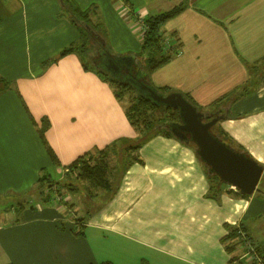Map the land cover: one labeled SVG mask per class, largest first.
<instances>
[{
  "label": "crops",
  "instance_id": "crops-1",
  "mask_svg": "<svg viewBox=\"0 0 264 264\" xmlns=\"http://www.w3.org/2000/svg\"><path fill=\"white\" fill-rule=\"evenodd\" d=\"M74 1L108 29L113 44H132L122 52L140 51L141 20L183 7L161 29L174 39L176 53L166 65V73H179L173 91L191 94L198 106L240 91L225 105L229 114L218 131L264 167V0ZM2 12L8 16L0 17V77L10 88L0 94V189L21 171L32 172V186L40 185L51 168L59 177L50 176L53 183L71 182L74 194L66 200L73 206L81 198L71 164L136 137L128 106L100 76L86 72L78 51L47 61L80 42L59 0H0ZM38 89L45 97L36 98ZM44 122L47 128L39 131ZM142 153V163L131 161L115 198L105 203L101 227L86 223L92 225L83 237L74 234L75 223L67 227L64 219L72 214L60 200L41 196L31 209L0 211V264H243L232 260L246 262L244 248L230 252L224 242L232 228L250 237L264 257V173L260 190L243 196L212 180L196 151L174 137H157Z\"/></svg>",
  "mask_w": 264,
  "mask_h": 264
},
{
  "label": "rangeland",
  "instance_id": "rangeland-1",
  "mask_svg": "<svg viewBox=\"0 0 264 264\" xmlns=\"http://www.w3.org/2000/svg\"><path fill=\"white\" fill-rule=\"evenodd\" d=\"M59 3L62 7H65L64 0H59ZM7 16L8 15L4 12L0 13L1 18L7 17ZM98 18L99 20L100 19L103 20L104 14L101 13V17L99 14ZM72 19L74 23H75V20H77V23L79 24L78 25L75 23L78 27V30L80 31V42L75 45L78 48H80V50H77V51L80 53L78 54L80 55L82 59L83 67H85L84 65L88 67L85 69L86 72L95 73L97 76L101 75V77L99 78L102 80V82L108 83L112 88H114L113 85L106 81V80L111 81V77L110 76L108 77L106 74L101 73L100 70L96 66L97 63L100 62L101 57L104 55L103 52L101 51L102 49H100L102 42L105 43L104 47L115 55H123V54H131V53L137 54L138 53V56L136 55L138 63L137 65L134 64L133 66V68L135 67V70L133 71L134 78L135 79L137 78L136 75L138 71L140 73L141 71L146 72V73L148 72L144 79L145 81L141 78L136 79L139 83H144L146 85L151 84L152 86L155 85L154 87L163 94L173 91L174 89L172 88H174L176 84L179 83L178 82L179 73L176 74L172 70H169L168 73H166L167 64L164 65L166 67L161 66L154 71H152L150 67H146V65L148 66L147 56L146 54L142 53L143 41H142V44H140L141 45L140 51L138 52L123 51L122 52L121 50H125L124 47L130 48V45L132 44L128 43V46L127 45L125 46V43L113 44L108 35L109 33L108 29L102 25L97 24L96 19L91 21V23H93L91 25V29L88 28L89 26L86 28L82 26V24L84 23L81 19L74 18V16H72ZM143 23L145 22L141 20L140 29H142ZM77 27L75 28L77 29ZM121 32L122 30L119 31V34ZM95 35L97 36L96 38H95ZM117 38H124V37L117 36ZM166 38H169V37H166ZM170 40H169V43L173 45L172 42H174V39L170 38ZM88 42L90 44H88ZM163 44L167 46L168 48L167 42L165 44V41H163ZM112 45H115L116 49H114ZM120 45H122V47ZM136 46L138 45H135V47ZM82 51H83V54L84 52H86V55L85 54L83 55ZM165 52L166 54L167 53L172 54L173 57L175 56L174 54L175 50H172V51L167 50ZM56 60L58 59L47 60V61L55 62ZM155 83L158 84V87L156 86ZM113 84H115L118 91L122 94L124 104L128 106V109L133 107L134 110L135 109L137 110V115L139 116V123L137 122L138 129L137 130L134 129L136 132V137L135 138H124L122 140H118V142H113L112 145L114 146V148L109 149L107 152L105 151L103 154H100V155L97 154L95 157L85 156L84 158L81 159V161H79V163L76 164V167L75 166L72 168L70 167V171H72L71 173H73L74 175L73 179L75 181H78L76 182L78 186H75L74 191H76L75 193L80 194V196L78 197V199L81 198L80 203L76 202L74 203L73 206H71V204L73 203L71 201L66 200V197L71 198L72 194H74L73 191L69 190L70 187H73L69 185L71 184L70 181L61 179L58 181L59 184H52V185H49V183L46 184L42 182V187L41 185H39V182H38L36 185L32 186L33 183L35 182V181L33 182L34 179H32V172L21 171L19 178H16V180L12 182H7V183L5 182L6 183L5 187L2 186V189H0V211H3V210L12 211V208L19 211V210H22V208L24 209V207H28V209H31V207L32 208L36 207V205H38L37 203L41 202V198L43 197L45 201L52 200L51 203L53 204H57L55 203V200H60V204L61 202H63L64 203L63 206L66 207L65 209L70 211L72 214L71 218L65 217L64 219L67 227H73L75 223V228H76L75 230L81 231V233H84V236L86 234V232L84 231L87 229H90V226L92 225V224L87 225V228H86V223H90V222L93 223L92 227L94 228L101 227V224L103 223V221H101L102 220L101 217L103 214L105 203L107 201L108 202L112 201L115 198L118 190L120 189L119 183L124 174L125 168L127 169L128 166L130 167V165L132 164L131 161L142 163L141 157L143 156L144 158L145 156L142 153V150L150 146L153 142H155L157 137H160V136L162 137L165 134L164 132H161V134H158V131H162V130H158L159 125H161L162 123L167 124V122L174 120V117L171 120V116H168L169 113L168 112H167L168 114L165 113L166 111H162V109L153 110L151 108H147L148 110H144L140 105L141 101L139 98V94H137L134 89L130 87L124 88L121 85L119 86L116 83H113ZM250 85L254 86L253 83H251ZM16 86L21 89L24 95L26 94L28 95V93L24 90L21 84H17ZM207 86L208 85L204 86V88ZM7 88H10V86H8V83H6V81L2 77H0V94ZM247 89H248V86L247 87L244 86L242 88V91L243 90L245 91ZM136 90L138 89L136 88ZM137 92L141 93L140 90H138ZM239 92L232 91L231 93H235V96L229 97L227 101H222L218 103V100H221L222 96L224 97V95H222L216 98L214 101H212L211 102L212 104L210 106H200V105L198 106L197 105L199 108V111L206 114V117L204 119L205 122L212 120V118H210V116L212 115L209 113H211L212 111L218 112L221 108L225 109V105L227 106L231 101H233V99L240 94ZM45 95L46 94L44 91H41L38 89L35 96L37 99H41V97L43 96L45 97ZM64 95H65V99H68V96L65 93ZM189 95L192 96L191 94ZM202 98L205 100L208 99V98H205L204 96H202ZM22 102L24 103V101ZM26 102L30 108L29 102L28 101ZM217 115L221 116V115H224V113L223 112L217 113ZM131 118H132V115H131ZM128 120L131 123V120L130 119ZM132 120L135 124L136 120L133 118ZM217 124L219 125V123ZM46 125H47L46 122H44L43 126H41V123H40V125H38L39 131H40V127H41V130L46 129L47 128ZM216 125L212 127V131L215 134L218 132L217 130L218 126L216 127ZM131 126L134 127L132 123H131ZM53 128H55V124L52 121V124L49 127V129L46 131V133L48 134L49 130ZM169 137L176 138V140H178L184 146H190L196 151V149L193 147V146L196 147V144L194 142H189L187 144L183 142L182 140H180L179 138H177L174 134H169ZM139 140H141V144H137ZM133 144L135 146V150L129 153L127 151V148ZM137 146H139V148H137ZM49 157L51 159L50 154H49ZM99 163H102L104 167L105 165H107L105 169L106 175L105 177H101L102 180H100L101 185L97 187L96 185L83 182V180L80 179V176L82 174V168H85L86 166H88V164H92L93 166ZM206 168H207V171H209L208 167ZM45 174L51 176L54 180H57V178H59V177H56L55 172L51 168H47ZM73 199L74 197H72V200ZM99 211L101 212V215L99 217L94 216V218H89L90 214L97 215ZM61 224L59 225L61 226ZM252 237L254 241H256L255 240L256 237L255 236H252ZM112 242H116V240H112Z\"/></svg>",
  "mask_w": 264,
  "mask_h": 264
},
{
  "label": "water",
  "instance_id": "water-1",
  "mask_svg": "<svg viewBox=\"0 0 264 264\" xmlns=\"http://www.w3.org/2000/svg\"><path fill=\"white\" fill-rule=\"evenodd\" d=\"M104 44L102 42L100 48L104 55L96 65L99 70L107 72L122 83L137 88L158 106L178 109L181 123H167L165 127L183 142L187 144L190 141L194 142L200 160L207 165L212 174L220 178L221 182L236 188L247 196L260 190L259 184L264 167L245 152L236 150L212 131L213 126L228 117L229 111H225L221 116H215L216 114L211 112L209 114L212 115V120L205 122L206 114L188 101L183 93L171 91L163 94L151 84L139 83L136 79L144 80L147 73L138 71L137 78H134L135 67L133 68V66L138 63L134 53L115 55L106 49Z\"/></svg>",
  "mask_w": 264,
  "mask_h": 264
},
{
  "label": "trees",
  "instance_id": "trees-1",
  "mask_svg": "<svg viewBox=\"0 0 264 264\" xmlns=\"http://www.w3.org/2000/svg\"><path fill=\"white\" fill-rule=\"evenodd\" d=\"M64 2H65V7L67 8V9L65 8V10L71 16H74V18L81 19L83 21V23H84V24H82V26H84L85 28L89 26L88 28L91 29V25H92L91 21L92 20L90 18L91 15H90L89 10L80 9V7L76 4V2L74 0H64ZM182 10H183V7H178L176 9H174V10H171V11L159 14L157 16L151 17V18L147 19V21L145 22L146 25H147V31H146V33L144 35V39H143L142 53L146 54V56H147V64H148V66L146 65V67H150V69L152 71L158 69L161 66H164V65L168 64L170 62V60L172 59V57H173L172 54H170V53L166 54V52H165L167 50L172 51L173 50V45L171 43H169V40L166 37L163 36V34L161 33V29H162L164 24L169 19L173 18L175 15L180 13ZM75 23L78 24L77 20H75ZM96 37L97 36L95 35V38ZM163 41H165V44H166V42L168 43V48H167V46H165L163 44ZM88 44H90V43L88 42ZM166 48H167V50H166ZM77 50H80V48H78L76 45L75 46L72 45V46H69V47L65 48L60 53L59 59L56 60L55 62L59 61L61 58L66 57L69 54H71V53H73V52H75ZM174 53H176V52H174ZM82 54H83V51H82ZM84 54L86 55V52H84ZM135 55L138 56V54H135ZM84 66H85V68H88L86 65H84ZM96 70H98V69H96ZM100 72L103 73V74H106L108 77L110 76L107 72H104V71H101V70H100ZM100 77H101V75H100ZM110 77H111V81H108L105 78L104 79L107 82H109V83H111L113 85L115 96L118 99H121V98L123 99V97H122V94L116 88L115 84H113V83H116L119 86L121 85L124 88H129L130 87V88L134 89L136 91V93L139 94V98H140V101H141L140 105H141V107L144 110H148L147 108H151L153 110L162 109V111H166L165 113H167V112L169 113V114L168 113L167 114H168V116H171V120L174 117V120L169 121L167 123H171V124L180 123L181 117H180V112H179L178 109L173 108V107H168V106H158L155 102H153L146 95L137 92V90L132 85L122 83L121 81H118V80L114 79L112 76H110ZM184 95H185V97L187 98L188 101H190L193 105L197 106V104H196L195 100L192 98V96H190L189 94H184ZM231 96H235V93H230L225 98L222 97L221 100H218V103L222 102V101H225V99H229V97H231ZM131 110H132V112H131ZM219 112L220 113L221 112L224 113V110H219L218 112H214V114H216L215 116H217V113H219ZM127 115H128V118L131 120V123L134 126L135 130H137L138 129L137 128V122L139 123V116L137 115V110L136 109L134 110L133 107L130 108V109H127ZM131 115H132V118L136 120L135 124H134V122H133V120L131 118ZM176 118H177V120H176ZM210 118H212V116H210ZM165 124L166 123H162L161 125H159L158 130H162V131H158V134H161V132H164L165 133L164 136H168L169 137V134H173V133H172V131L170 129L165 127ZM217 126H218V124L216 125V127ZM218 129L219 128H217V130ZM44 132L41 131L42 137L45 139ZM216 134L222 140H224L226 143H228L227 140L223 138V136L221 135V133L219 131ZM190 142H192V141H190ZM137 144H141V140H139ZM193 147L196 149L195 146H193ZM112 148H114V146H110L107 149L100 150L98 152V154L99 155L103 154L105 151L107 152L109 149H112ZM137 148H139V146H137ZM48 149H49V154H50V156L52 158V161L56 165H59L60 162L57 159V156L53 152L52 148L48 147ZM133 150H135L134 144L127 148V151L129 153L133 152ZM238 151H240V150H238ZM240 152H243V151H240ZM85 156L95 157L96 154L93 155V153H87V154L83 155L82 157H80L79 159H77L73 164H71L70 167L71 168L74 167V166L76 167V164L79 163V161H81V159L84 158ZM106 166L107 165H105V167H104V165L102 163L95 164L93 166H92V164H88V166H86L85 168H82V174L80 176V179L83 180V182H87L89 184H93V185H96L98 187V186L101 185V181H100V180H102L101 177H105V175H106V171H105ZM70 172H72V171H70ZM208 175H209V177L212 180L215 179V180H218L220 183H224V182H221L220 178L217 175L212 174L210 171H208ZM49 178H50L49 175H46L45 178H44V176H42V178H40L41 187H42V182L46 183V184L49 183V185L58 184L56 182L53 183V181L51 179H49ZM238 194H241V192L238 191ZM243 196H245V194ZM75 231L73 230L75 235L84 236V233H81V231H76V232ZM239 232H241L239 228H234V229L232 228V229H230L229 234L224 238V242H226V245L228 246V249L230 250V252H233L236 249H239V250H241L243 252L242 249H243V242L244 241H243L242 237L240 236ZM249 239H251V238H249ZM263 259H264V257H263ZM236 260L238 261V263H243V264H258L257 262H254V261H249L248 262V258L245 259L246 260V262H245L242 259H239V257H235L232 260V262H234ZM102 264H113V263L104 262Z\"/></svg>",
  "mask_w": 264,
  "mask_h": 264
},
{
  "label": "built area",
  "instance_id": "built-area-1",
  "mask_svg": "<svg viewBox=\"0 0 264 264\" xmlns=\"http://www.w3.org/2000/svg\"><path fill=\"white\" fill-rule=\"evenodd\" d=\"M142 30L144 31V34L147 31V25L146 23H143ZM240 236L243 239V248H244V258H248V260L257 262L258 264H264V259L262 255L259 252L258 247L254 244V242L248 238V236L243 232H239Z\"/></svg>",
  "mask_w": 264,
  "mask_h": 264
},
{
  "label": "flooded vegetation",
  "instance_id": "flooded-vegetation-1",
  "mask_svg": "<svg viewBox=\"0 0 264 264\" xmlns=\"http://www.w3.org/2000/svg\"><path fill=\"white\" fill-rule=\"evenodd\" d=\"M222 110H224L223 108H221Z\"/></svg>",
  "mask_w": 264,
  "mask_h": 264
}]
</instances>
